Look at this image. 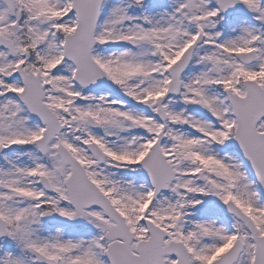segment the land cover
<instances>
[{
    "label": "snow or ice",
    "instance_id": "1",
    "mask_svg": "<svg viewBox=\"0 0 264 264\" xmlns=\"http://www.w3.org/2000/svg\"><path fill=\"white\" fill-rule=\"evenodd\" d=\"M0 264H264V0H0Z\"/></svg>",
    "mask_w": 264,
    "mask_h": 264
}]
</instances>
